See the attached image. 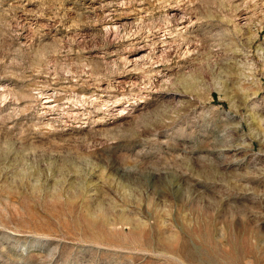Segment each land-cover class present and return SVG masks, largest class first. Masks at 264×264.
I'll use <instances>...</instances> for the list:
<instances>
[{"label": "rangeland", "instance_id": "374dc122", "mask_svg": "<svg viewBox=\"0 0 264 264\" xmlns=\"http://www.w3.org/2000/svg\"><path fill=\"white\" fill-rule=\"evenodd\" d=\"M0 264H264V0H0Z\"/></svg>", "mask_w": 264, "mask_h": 264}, {"label": "bare ground", "instance_id": "6f19581e", "mask_svg": "<svg viewBox=\"0 0 264 264\" xmlns=\"http://www.w3.org/2000/svg\"><path fill=\"white\" fill-rule=\"evenodd\" d=\"M49 102H50V100H46V101H45V103H49Z\"/></svg>", "mask_w": 264, "mask_h": 264}]
</instances>
